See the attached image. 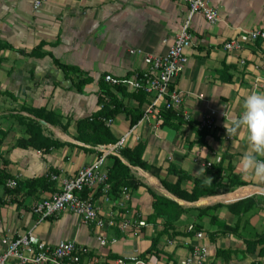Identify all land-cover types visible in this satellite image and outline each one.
Returning a JSON list of instances; mask_svg holds the SVG:
<instances>
[{"label": "crops", "instance_id": "obj_1", "mask_svg": "<svg viewBox=\"0 0 264 264\" xmlns=\"http://www.w3.org/2000/svg\"><path fill=\"white\" fill-rule=\"evenodd\" d=\"M212 2L219 19L210 23L200 14L193 17L192 43L185 50L187 63L174 82L182 96L175 112L180 121L166 125L141 118L131 126L125 113L113 117L109 126L113 136L118 139L134 128L126 148L144 144L142 159L148 167L120 158L129 167L128 178L136 183L135 187L122 186L130 190L125 208L117 205L119 193L114 196L110 190L108 201L100 191L95 194L100 214L113 218L116 224L104 231L109 244L100 246L95 229L79 216L64 211L39 221L32 207L56 190L58 184L49 180V173L68 177L96 158L95 146L100 144L80 141L77 126L100 109L99 82H106V75L131 78L146 69V54L164 55L188 13V5L181 0H48L33 10L32 0H0V131L4 132V136L0 134V171L6 176L0 185V239L29 231L50 244L74 239L91 248L87 258L91 264H118L119 258L127 256L140 258L145 264H181L197 244L206 248L207 259L214 264L262 260L257 254L260 246L249 242L264 234V204L260 202L264 200V177L245 167L243 156L251 150L246 130L240 129L230 140L223 134L241 114L244 98L252 92H264V74L256 69L263 45L258 40L230 51L223 45L244 29L264 28V0ZM39 43H44L41 51L45 56L32 57L30 52ZM53 58L78 67L91 81L77 91L74 83L81 75L72 71L66 75ZM123 102L137 106L129 97ZM25 107L43 108L45 114H53L55 122L35 118ZM208 108L218 111L216 125L202 133L196 125ZM186 114L191 116L189 121L184 120ZM19 119H34L42 136L56 145L48 149L21 146L19 141L28 140L30 135ZM170 168L188 176L182 180L187 191L195 179L212 182L218 168L223 171L222 185L196 201L183 200L163 186L164 182L174 183L178 176L169 172ZM233 176L244 185L231 186ZM12 178L17 180V189L5 185ZM39 178L45 181L33 183ZM152 194L166 197L184 210L168 230H164L161 217L148 221ZM248 199L253 203L250 209L238 215L229 211V204ZM132 212L145 220L136 235L118 227ZM189 224L202 230L204 237L197 239L188 232ZM153 239H157L155 247ZM218 250L224 253L217 255Z\"/></svg>", "mask_w": 264, "mask_h": 264}, {"label": "built area", "instance_id": "obj_2", "mask_svg": "<svg viewBox=\"0 0 264 264\" xmlns=\"http://www.w3.org/2000/svg\"><path fill=\"white\" fill-rule=\"evenodd\" d=\"M48 0H32L33 10L39 9ZM188 5V13L175 34L167 52L164 55L146 54L144 62L146 69L135 72L131 78L118 79L106 75L104 80L111 85H124L134 91L141 90L149 101L146 103L142 119L153 118L156 123L163 122L166 111H179L182 96L174 87L176 78L184 71L187 56L185 50L191 46L192 35L190 32L191 21L196 14H200L210 23L219 19L218 9L212 0H181ZM260 41L263 45L260 64L256 66L259 73L264 74V28H251L242 30L239 35L224 43L225 50H239L249 44ZM240 64H244L240 60ZM204 99L203 96H199ZM217 110L208 108V111L198 121L197 131H212L216 125ZM191 116L184 115V120L189 121ZM113 118L104 119L109 127ZM227 127L223 137L226 140L233 138L228 134ZM134 128L129 129L116 141L95 146L96 158L89 164L82 166L68 177H61L59 173L51 172L48 178L56 182L57 188L49 198L37 201L32 212L39 221L67 211L79 216L83 223L93 227L96 231L95 241L100 246H107L109 240L104 231L109 226H115L113 218H106L100 214L99 207L95 204V194L101 192L104 200H109L111 184L109 181L108 162L110 157L121 158V151L126 148L127 139ZM16 179L6 181L8 189L17 187ZM130 190L122 187L118 194L117 205L125 208L124 203L129 200ZM118 225V224H117ZM145 225V220L138 212H132L123 217L118 227L121 231L131 230L134 235L139 233L140 227ZM187 231L193 233L197 239H202L204 233L195 228L194 224L187 226ZM172 243L171 241L169 242ZM91 248L77 243L74 239L60 240L50 244L41 241L31 231L0 239V264H91L87 258ZM130 261L133 264H145L144 260L127 256L119 258L118 264ZM181 264H214L207 259L206 248L203 245H194L188 256Z\"/></svg>", "mask_w": 264, "mask_h": 264}, {"label": "trees", "instance_id": "obj_3", "mask_svg": "<svg viewBox=\"0 0 264 264\" xmlns=\"http://www.w3.org/2000/svg\"><path fill=\"white\" fill-rule=\"evenodd\" d=\"M44 43H39L36 47L32 49L30 55L32 57L42 58L45 56V53L41 51ZM2 46L0 45V49ZM53 63L61 69L66 75L69 71L81 75L74 83V87L77 91H81L83 86L91 81V78L84 74L78 67L72 65H66L61 63L59 60L53 58ZM84 75V76H83ZM119 93L123 98L129 97L134 99L137 102L136 107H130L123 102V98L117 96ZM3 94L0 92V95ZM149 101L147 94L141 90L134 91L130 88V91L127 90V87L124 85H111L109 83L101 80L99 82V94H98V104H100V109L95 112L90 118L82 120L78 123V139L85 143L92 142L94 144H102L114 142L117 139L113 136L110 131V128L105 124L104 119H109L115 117L119 113H125L130 118V125L136 124L142 117L143 111L141 109L144 103ZM27 112L32 113L35 118L45 120L47 122H55L53 114L48 112L45 114V109H30L24 108ZM163 124L172 125L170 121L177 120L180 121V118L176 116L175 112L172 110L166 111L163 115ZM20 122L26 124L27 132L30 135L28 140H21L19 144L21 146L31 145L37 149L44 148L48 149L50 146L56 145L55 142L48 140L43 137L41 134V127L34 119L22 120ZM207 132V131H200ZM0 134L4 136V132L0 131ZM202 136V134H201ZM2 142V137L0 138V144ZM144 151V144L138 143L134 148H124L121 151V157H124L129 164L139 166L141 168H147L148 165L143 161L142 155ZM110 165L108 167L109 181L111 184V192L114 196L119 193V190L122 186L132 185L136 186V183L128 178L129 167L122 162L118 157L109 158ZM169 172L178 175V170L170 168ZM223 171L221 168H218L216 173L213 176V180L210 183H206L200 179H195L193 181V187L191 191H187L182 188V180L187 178L186 175H178L176 181L172 184L164 182L163 186L173 195L188 201H196L201 197L212 194L218 187L222 185V174ZM5 174L0 171V185L4 184ZM45 181L43 178L35 180L33 183L39 184L40 182ZM231 186L244 185V183L238 180L233 176L230 180ZM18 187V184H17ZM17 187L15 189H17ZM153 195L152 203V213L148 216V221L156 222L157 218H163L164 230L171 228L174 222L179 218L181 213L184 211L183 208L178 205L176 202L163 197L157 194ZM252 200H239L235 203L229 204L228 209L233 214H239L242 211H246L252 207ZM218 206V205H217ZM215 206V207H217ZM198 229L197 227H195ZM157 244V239H153L152 246L155 247ZM249 245L256 246L259 245L258 257L261 258V261L254 262L252 264H264V234L261 235L258 240L249 242ZM224 253L222 250L217 251V255Z\"/></svg>", "mask_w": 264, "mask_h": 264}, {"label": "clouds", "instance_id": "obj_4", "mask_svg": "<svg viewBox=\"0 0 264 264\" xmlns=\"http://www.w3.org/2000/svg\"><path fill=\"white\" fill-rule=\"evenodd\" d=\"M246 130L247 142L251 150L243 156L247 169L255 175L264 177V92H252L244 98L241 114L231 121L227 133Z\"/></svg>", "mask_w": 264, "mask_h": 264}, {"label": "rangeland", "instance_id": "obj_5", "mask_svg": "<svg viewBox=\"0 0 264 264\" xmlns=\"http://www.w3.org/2000/svg\"><path fill=\"white\" fill-rule=\"evenodd\" d=\"M260 202H262V203L264 204V200H262V201H260Z\"/></svg>", "mask_w": 264, "mask_h": 264}]
</instances>
